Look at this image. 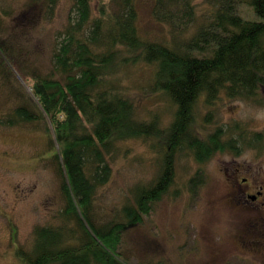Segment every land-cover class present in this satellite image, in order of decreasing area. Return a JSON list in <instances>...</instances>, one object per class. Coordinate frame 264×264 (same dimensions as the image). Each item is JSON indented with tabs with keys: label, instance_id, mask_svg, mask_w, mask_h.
I'll use <instances>...</instances> for the list:
<instances>
[{
	"label": "trees",
	"instance_id": "1",
	"mask_svg": "<svg viewBox=\"0 0 264 264\" xmlns=\"http://www.w3.org/2000/svg\"><path fill=\"white\" fill-rule=\"evenodd\" d=\"M51 1L47 15L53 12ZM141 1L73 0L77 20L59 33L52 67L45 72L20 60L15 44L1 34L0 17V72L12 83L16 68L32 90L19 94L22 103L3 122L39 124L48 132L50 161L65 202L61 224L37 227L32 250L18 249L24 264H127L119 252L123 235L142 224L170 192L181 152L205 164L218 153L236 151L238 140H226L223 128L207 137L198 132V103L212 105L222 97L264 103V0H213L209 23H201L189 38L183 33L195 23V0H152V17L170 28L169 40L141 35ZM243 3L255 19L239 13L237 5ZM141 64L154 68L152 89L174 110L165 130L159 115L138 118L123 84L120 73ZM152 139L160 155L159 174L135 186L110 221L99 222L97 196L111 181L118 148ZM263 139L254 134L251 142L259 147Z\"/></svg>",
	"mask_w": 264,
	"mask_h": 264
},
{
	"label": "rangeland",
	"instance_id": "2",
	"mask_svg": "<svg viewBox=\"0 0 264 264\" xmlns=\"http://www.w3.org/2000/svg\"><path fill=\"white\" fill-rule=\"evenodd\" d=\"M0 0L1 34L21 53V61L37 71L52 67L59 33L74 22L73 0ZM195 23H209L213 0H195ZM152 0L139 6L141 35L150 40L170 39V28L152 17ZM95 15L96 3L93 5ZM246 18L256 16L246 3L237 5ZM6 30V32H5ZM7 39V40H8ZM154 68L141 64L120 74L134 99L141 120L159 115L167 129L173 121L170 101L152 89ZM4 73V72H3ZM12 83L0 72V264H24L18 249L32 250L37 227L59 226L64 198L50 157V135L39 124L8 125L3 121L20 106L24 77L12 68ZM8 75V74H5ZM264 99V92L262 93ZM195 125L202 137L218 128L226 140L237 139L236 151L216 154L199 164L187 151L176 161V178L170 192L144 222L123 235L120 257L127 264H264V197L257 204L248 194L264 189V139L257 147L252 135L264 138V103L222 97L212 105H197ZM155 139L121 144L112 162L111 181L97 196L99 222L110 221L133 196L134 187L149 184L160 171ZM197 177L196 183H192ZM248 179L243 184V179ZM23 253V252H22Z\"/></svg>",
	"mask_w": 264,
	"mask_h": 264
},
{
	"label": "flooded vegetation",
	"instance_id": "3",
	"mask_svg": "<svg viewBox=\"0 0 264 264\" xmlns=\"http://www.w3.org/2000/svg\"><path fill=\"white\" fill-rule=\"evenodd\" d=\"M248 182V179H243V184H246ZM251 197H255L254 195H250V193L248 194V199L251 200V202L253 204H257L258 202L261 201L262 197H264V189L263 187L259 188V191L257 192L256 198L255 200H252Z\"/></svg>",
	"mask_w": 264,
	"mask_h": 264
},
{
	"label": "water",
	"instance_id": "4",
	"mask_svg": "<svg viewBox=\"0 0 264 264\" xmlns=\"http://www.w3.org/2000/svg\"><path fill=\"white\" fill-rule=\"evenodd\" d=\"M256 196L255 197H251L252 200H255Z\"/></svg>",
	"mask_w": 264,
	"mask_h": 264
},
{
	"label": "bare ground",
	"instance_id": "5",
	"mask_svg": "<svg viewBox=\"0 0 264 264\" xmlns=\"http://www.w3.org/2000/svg\"><path fill=\"white\" fill-rule=\"evenodd\" d=\"M32 90L30 89V92H31ZM31 94H32V92H31Z\"/></svg>",
	"mask_w": 264,
	"mask_h": 264
}]
</instances>
